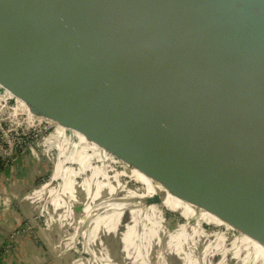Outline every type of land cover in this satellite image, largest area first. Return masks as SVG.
<instances>
[{
  "label": "water",
  "instance_id": "1",
  "mask_svg": "<svg viewBox=\"0 0 264 264\" xmlns=\"http://www.w3.org/2000/svg\"><path fill=\"white\" fill-rule=\"evenodd\" d=\"M0 85L264 246V0H0Z\"/></svg>",
  "mask_w": 264,
  "mask_h": 264
},
{
  "label": "crops",
  "instance_id": "2",
  "mask_svg": "<svg viewBox=\"0 0 264 264\" xmlns=\"http://www.w3.org/2000/svg\"><path fill=\"white\" fill-rule=\"evenodd\" d=\"M7 91L0 85V101L13 98ZM38 145L42 156L27 149L0 171V264H264L255 239L129 165L112 171L106 150L82 134L58 125ZM47 159L52 178L39 184ZM156 195L160 204L143 203ZM39 228L40 239L31 238ZM16 233L20 240L9 242ZM62 248L71 253L54 263L49 252Z\"/></svg>",
  "mask_w": 264,
  "mask_h": 264
},
{
  "label": "rangeland",
  "instance_id": "3",
  "mask_svg": "<svg viewBox=\"0 0 264 264\" xmlns=\"http://www.w3.org/2000/svg\"><path fill=\"white\" fill-rule=\"evenodd\" d=\"M37 91H39L38 95H40L41 97H43L47 93V91L44 89L43 86H40V90L37 89ZM7 92L13 98L8 99L9 98V96H8L7 100L5 102L0 101V154H1V152L6 151L5 152L6 154L3 155L4 158H2V156H0V170H2V168H6V167L7 168L9 167V169H11V167L16 163V161L22 155H24V153L27 149L31 150V148H33L32 150L35 149L36 153L38 155L42 156V154H41L42 149H41V147H39L38 144L41 141V139L46 138V137L49 138V136L53 132V128H50L47 125V122L51 121L53 126L55 124H58L55 121H52L46 117L47 115H49V113H48L49 108L48 107L43 108V111H42L43 116H38L30 110V108L26 104L25 100H22L16 96H14L10 91H7ZM14 98H16V100ZM16 103H20V104L22 103L21 106L28 107V111L36 119L35 127L32 126L33 120H30L31 122L30 121L26 122L27 121L26 115L19 114V115L14 116V108L17 105ZM106 154H107L106 161L109 163L110 169L112 171H115V172L121 171L124 174V172H126L125 170H127V168H118V159L112 157L107 152H106ZM52 155L57 156L58 153L56 151H53ZM45 162L46 163L48 162V164L50 166L49 159H47V161H45ZM51 178H52V169L50 166V170L46 173H43V176L41 178H38L37 183H39V184H42L43 182L48 183V181H50ZM42 215H44V217H45L44 220L42 219L44 221L45 225L46 226L48 225V227H50L49 228L50 232H52V234H54V232H55L54 227L52 228V226L50 224L51 223V217L47 214H42ZM165 215H166V218H168V219L175 217L176 219H178V221L183 222L182 219H180L177 215H174L171 212L167 211V212H165ZM204 227H207V226H204ZM209 228H210V230L214 229L213 227H209ZM42 231L43 230H41L40 228H39V230L33 229L30 231L29 235H31V238L36 237V239L39 240L40 234L42 233ZM60 238L62 239V237H60ZM58 250H59L58 251L59 256H57V252H55V251H52L51 253L49 252L50 257L53 258V260H54V263H56L57 261H60L61 259H65L71 253V250L68 251V250H65L63 248L58 249ZM155 254L157 255V253H155ZM174 261L175 260H173L172 262H174ZM119 264H120V262H119ZM123 264H129V263L125 262Z\"/></svg>",
  "mask_w": 264,
  "mask_h": 264
},
{
  "label": "bare ground",
  "instance_id": "4",
  "mask_svg": "<svg viewBox=\"0 0 264 264\" xmlns=\"http://www.w3.org/2000/svg\"><path fill=\"white\" fill-rule=\"evenodd\" d=\"M7 99H4L3 101L5 102ZM17 105H16V107L14 108V116H16V115H19V114H22V115H26L27 117V121L26 122H29L30 120H33L32 122H33V125L32 126H34L35 127V121H36V119L31 115V113L28 111V107H26V106H21V104L20 103H16ZM31 122V121H30ZM47 125L50 127V128H53V131H55L56 130V128L58 127V124H55L54 126H53V124L52 123H49V122H47ZM113 157V156H112ZM127 164H124L123 162H121V161H119L118 160V168H127Z\"/></svg>",
  "mask_w": 264,
  "mask_h": 264
},
{
  "label": "built area",
  "instance_id": "5",
  "mask_svg": "<svg viewBox=\"0 0 264 264\" xmlns=\"http://www.w3.org/2000/svg\"><path fill=\"white\" fill-rule=\"evenodd\" d=\"M49 123H52L51 121H49ZM31 147V146H30ZM31 149H33V148H31ZM9 151V150H8ZM6 151H4V152H1V154H0V156H2V158H4L3 157V155H5L6 153H5ZM112 156V155H111ZM115 158V157H114ZM117 159V158H116ZM120 161V160H119ZM122 162V161H121ZM124 163V162H123ZM125 164V163H124ZM1 171V170H0ZM32 220L34 221V222H39V216H35V217H32ZM32 229H30L29 230V233H30V231H31ZM16 234H18V235H20V233H16ZM15 242H16V240H14ZM9 242H11L10 240H9ZM11 243H13V242H11ZM8 245V247H10L9 246V244H7Z\"/></svg>",
  "mask_w": 264,
  "mask_h": 264
},
{
  "label": "flooded vegetation",
  "instance_id": "6",
  "mask_svg": "<svg viewBox=\"0 0 264 264\" xmlns=\"http://www.w3.org/2000/svg\"><path fill=\"white\" fill-rule=\"evenodd\" d=\"M40 221V220H39ZM34 221L33 220H31V223H33ZM1 253V252H0Z\"/></svg>",
  "mask_w": 264,
  "mask_h": 264
}]
</instances>
